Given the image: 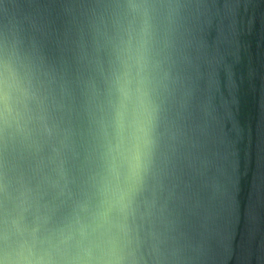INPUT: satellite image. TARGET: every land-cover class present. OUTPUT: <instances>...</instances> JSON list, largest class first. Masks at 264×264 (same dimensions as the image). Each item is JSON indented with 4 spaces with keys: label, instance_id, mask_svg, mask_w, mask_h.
<instances>
[{
    "label": "water",
    "instance_id": "obj_1",
    "mask_svg": "<svg viewBox=\"0 0 264 264\" xmlns=\"http://www.w3.org/2000/svg\"><path fill=\"white\" fill-rule=\"evenodd\" d=\"M0 264H264V0H0Z\"/></svg>",
    "mask_w": 264,
    "mask_h": 264
}]
</instances>
